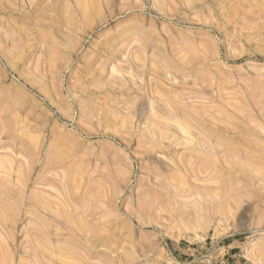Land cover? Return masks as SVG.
<instances>
[{"label": "rangeland", "instance_id": "rangeland-1", "mask_svg": "<svg viewBox=\"0 0 264 264\" xmlns=\"http://www.w3.org/2000/svg\"><path fill=\"white\" fill-rule=\"evenodd\" d=\"M0 264H264V0H0Z\"/></svg>", "mask_w": 264, "mask_h": 264}, {"label": "bare ground", "instance_id": "bare-ground-1", "mask_svg": "<svg viewBox=\"0 0 264 264\" xmlns=\"http://www.w3.org/2000/svg\"><path fill=\"white\" fill-rule=\"evenodd\" d=\"M42 236V235H41ZM42 242V241H41Z\"/></svg>", "mask_w": 264, "mask_h": 264}]
</instances>
